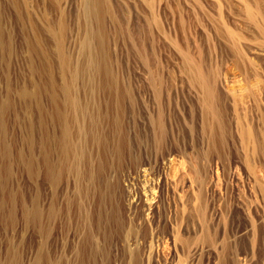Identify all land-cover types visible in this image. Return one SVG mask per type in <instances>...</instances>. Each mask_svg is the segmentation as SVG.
<instances>
[{"label":"rangeland","instance_id":"rangeland-1","mask_svg":"<svg viewBox=\"0 0 264 264\" xmlns=\"http://www.w3.org/2000/svg\"><path fill=\"white\" fill-rule=\"evenodd\" d=\"M0 264H264V0H0Z\"/></svg>","mask_w":264,"mask_h":264}]
</instances>
